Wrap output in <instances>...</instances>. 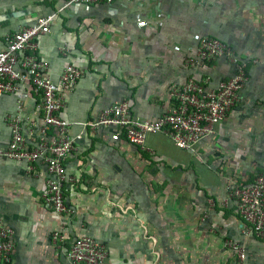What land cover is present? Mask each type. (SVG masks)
I'll return each mask as SVG.
<instances>
[{
  "label": "crops",
  "instance_id": "obj_1",
  "mask_svg": "<svg viewBox=\"0 0 264 264\" xmlns=\"http://www.w3.org/2000/svg\"><path fill=\"white\" fill-rule=\"evenodd\" d=\"M65 1L0 0V50L38 17L56 13L37 38L45 75L57 83L69 64L83 72L59 112L70 136H80L64 161L72 178L64 187L68 211L42 203L45 164L0 157V221L14 231L10 264H68L64 249L81 236L106 248V264H264V238L246 233L230 195L234 184L264 172V0H115L59 12ZM196 35L217 38L247 60L248 81L195 152L163 134H149L140 148L122 135L111 140L115 128L88 125L121 101L132 117L154 120L172 107L173 87L228 79L234 67L225 59L188 64ZM40 105L27 85L0 96V148L15 116L27 144L38 139ZM54 231L67 237L64 249L51 243ZM226 239L242 246L243 261Z\"/></svg>",
  "mask_w": 264,
  "mask_h": 264
},
{
  "label": "built area",
  "instance_id": "obj_2",
  "mask_svg": "<svg viewBox=\"0 0 264 264\" xmlns=\"http://www.w3.org/2000/svg\"><path fill=\"white\" fill-rule=\"evenodd\" d=\"M115 0H66L59 12L72 6L85 4L111 5ZM132 0H128L131 2ZM56 13L41 16L29 27L23 28L7 39L0 50V96L16 94L20 85H27L40 97L43 125L38 139L29 146L23 135L21 119L10 120L11 138L5 148H0V157L29 164L42 162L46 166L48 179L42 192L43 205L57 214L67 212L64 187L72 181L65 169L64 161L75 149V139L69 133V122L59 116L63 107V93L73 88L82 77V70L67 65L58 82L47 78V66L38 56L37 38L49 32ZM141 20L137 25L143 26ZM197 42L196 58L188 64L200 65L217 59H225L233 65V74L216 86L208 88L209 80L189 79L171 90L172 107L160 118L139 120L132 117L127 102L121 101L104 109L99 118L88 125L93 128L112 127L117 131L111 140L119 141L121 135L129 144L144 148L149 134H163L181 150L195 152L199 142L213 134L214 127L224 120L239 100V93L248 81V61L239 58L234 50L217 38L194 36ZM255 62V61H253ZM49 130L55 137L48 138ZM230 195L235 201L236 212L245 224L246 233L264 238V172L252 182L234 184ZM67 237L61 231L51 234V243L58 250L64 249ZM14 231L0 221V264H10L14 251ZM224 247L243 261L245 251L238 243L226 239ZM64 253L68 264H106L107 250L89 236L73 240Z\"/></svg>",
  "mask_w": 264,
  "mask_h": 264
}]
</instances>
